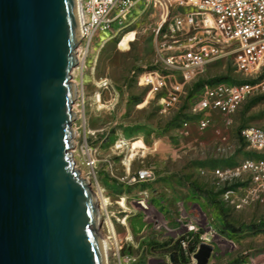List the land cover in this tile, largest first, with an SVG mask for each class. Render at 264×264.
<instances>
[{
	"label": "rangeland",
	"instance_id": "rangeland-1",
	"mask_svg": "<svg viewBox=\"0 0 264 264\" xmlns=\"http://www.w3.org/2000/svg\"><path fill=\"white\" fill-rule=\"evenodd\" d=\"M172 15L140 0L121 24L95 34L83 64L75 71L76 93L80 90L73 107L75 140L81 144L86 138L99 159L95 173L81 164L78 168L96 196L107 198L99 208L104 220L102 236L110 230L115 234L121 255L130 258L128 264H175V257L182 263H196L193 252L202 242L213 246L208 264H240L248 256L264 264V195L236 209L226 199L227 193L230 198L237 193L244 196L249 181L219 179L214 174L219 167L228 169L259 155L246 148L238 130L264 128V92L248 96L232 116L231 126L225 128L231 142L224 149H219L214 132L218 126L224 129L221 115L214 113L205 131L195 124L191 106L200 90L192 89L196 82L217 78L233 83L254 81L236 69L232 55L209 62L186 85L181 105L161 111L156 96L138 84L137 76L165 67L162 56L173 44L165 36ZM129 32L134 40L123 49L120 40ZM183 117L194 119L187 137L177 131ZM138 140L143 144L134 147ZM141 169L152 170L153 177L130 182ZM187 237L192 242L184 255L181 242Z\"/></svg>",
	"mask_w": 264,
	"mask_h": 264
},
{
	"label": "water",
	"instance_id": "water-1",
	"mask_svg": "<svg viewBox=\"0 0 264 264\" xmlns=\"http://www.w3.org/2000/svg\"><path fill=\"white\" fill-rule=\"evenodd\" d=\"M82 40L77 0H0V264H108L73 154Z\"/></svg>",
	"mask_w": 264,
	"mask_h": 264
},
{
	"label": "built area",
	"instance_id": "built-area-1",
	"mask_svg": "<svg viewBox=\"0 0 264 264\" xmlns=\"http://www.w3.org/2000/svg\"><path fill=\"white\" fill-rule=\"evenodd\" d=\"M139 1L78 0L83 40L78 47L80 59L78 66L72 70L73 78L76 77V69L83 64L85 52L95 34L99 31H108L114 23L121 24ZM145 1L163 8L166 16L173 14L165 34L173 39V44L168 47L170 50L162 56L165 67L143 71L137 76L138 84L146 87L149 95L156 96L161 111L165 112L181 105L187 93L186 85L195 80L206 65L215 59L232 55L236 69L255 78L252 82L217 81L205 84L191 106L195 124L200 131H205L211 126L214 113L221 115L224 129L218 126L214 132L219 149H224V146L231 142L225 128L231 126L232 116L248 96L264 92V0ZM163 23H166L165 19ZM160 26L156 34L159 33ZM84 46L85 51L82 49ZM176 73H179V77ZM103 85L107 87V83ZM193 117H183L180 120L177 129L180 136L187 137L191 134ZM74 128L78 135L77 128ZM240 137L247 149L259 155L246 157L234 167L228 169L219 167L214 171L219 179L241 177L249 181L244 196L237 193L230 198L227 193L226 199H229L232 207L236 209L249 205L256 195H264V128L259 126L242 128ZM75 152H78L76 166L81 164L95 173L99 162L97 149L85 138L81 144L75 140L73 154ZM152 177V170L141 169L129 180L145 181ZM103 236H106L104 240L108 264H128L130 258L127 254L121 255V246H118L115 234L110 230L109 234ZM191 239L187 237L181 242L184 255L188 253ZM199 245L200 243L196 245L194 254ZM240 264H259V260L248 256Z\"/></svg>",
	"mask_w": 264,
	"mask_h": 264
},
{
	"label": "bare ground",
	"instance_id": "bare-ground-1",
	"mask_svg": "<svg viewBox=\"0 0 264 264\" xmlns=\"http://www.w3.org/2000/svg\"><path fill=\"white\" fill-rule=\"evenodd\" d=\"M77 3H78V0H77ZM134 40V37H133V32H129L127 34H125L122 39L120 40V43H119V46L123 47V49H127L129 48V43ZM80 59V56H78V60ZM74 82V81H73ZM76 86V84H75ZM77 89V88H76ZM77 92V90H76ZM77 94V93H76ZM142 143V140H138L136 141L133 146L136 147V146H140ZM143 144V143H142ZM97 200H98V204H99V208H100V205L103 206V204L106 202L107 198L106 197H97ZM99 213H100V210H99ZM106 238V236L104 237V239Z\"/></svg>",
	"mask_w": 264,
	"mask_h": 264
},
{
	"label": "trees",
	"instance_id": "trees-1",
	"mask_svg": "<svg viewBox=\"0 0 264 264\" xmlns=\"http://www.w3.org/2000/svg\"><path fill=\"white\" fill-rule=\"evenodd\" d=\"M221 78H217V79H213V80H209V81H206V82H204V81H202V82H196L194 85H193V89L192 90H195V91H198V90H200L205 84H208V83H213V82H217V81H221L220 80ZM241 130V129H240ZM240 130H238V136L240 137ZM240 139H241V137H240ZM242 140V139H241ZM220 210L222 211L221 213H222V215L224 216V218H225V216H226V214L223 212V207H220ZM177 258L175 257V263H177V264H180V262L181 261H178V260H176Z\"/></svg>",
	"mask_w": 264,
	"mask_h": 264
}]
</instances>
